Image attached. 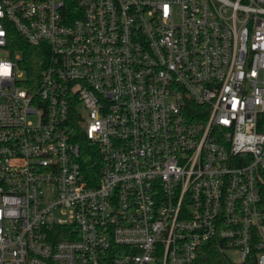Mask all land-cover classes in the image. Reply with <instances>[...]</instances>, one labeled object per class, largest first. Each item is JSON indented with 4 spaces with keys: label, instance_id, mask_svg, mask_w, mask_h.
Instances as JSON below:
<instances>
[{
    "label": "built area",
    "instance_id": "obj_1",
    "mask_svg": "<svg viewBox=\"0 0 264 264\" xmlns=\"http://www.w3.org/2000/svg\"><path fill=\"white\" fill-rule=\"evenodd\" d=\"M263 191L264 0H0V264H264Z\"/></svg>",
    "mask_w": 264,
    "mask_h": 264
},
{
    "label": "trees",
    "instance_id": "obj_2",
    "mask_svg": "<svg viewBox=\"0 0 264 264\" xmlns=\"http://www.w3.org/2000/svg\"><path fill=\"white\" fill-rule=\"evenodd\" d=\"M19 48L23 54V68L25 70V84L29 87H36L40 80V74L45 67L48 59V47L43 43L41 46H33L22 39ZM74 138L77 140L82 149V166L88 176L97 179L100 173L99 155L97 146L87 139L82 126L79 123L74 125ZM264 204V191L262 195ZM196 264H236L217 246L205 244L199 253ZM244 264H249L246 262Z\"/></svg>",
    "mask_w": 264,
    "mask_h": 264
}]
</instances>
